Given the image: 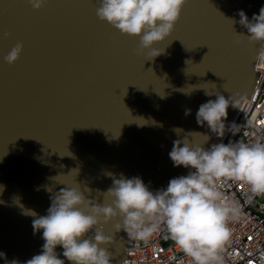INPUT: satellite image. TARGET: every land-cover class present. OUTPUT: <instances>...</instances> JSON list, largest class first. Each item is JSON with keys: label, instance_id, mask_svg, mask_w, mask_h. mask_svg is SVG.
I'll use <instances>...</instances> for the list:
<instances>
[{"label": "water", "instance_id": "water-1", "mask_svg": "<svg viewBox=\"0 0 264 264\" xmlns=\"http://www.w3.org/2000/svg\"><path fill=\"white\" fill-rule=\"evenodd\" d=\"M262 5L186 0L172 33L154 45L164 51L148 59L138 36L97 16V0H45L40 8L0 0V264H24L41 251L43 230L34 232L32 222L61 188L79 184L109 203L113 177L139 176L157 190L186 175L168 155L173 141L189 135L203 143L207 135L205 148L218 143L254 91L262 43H236L247 29L231 20L241 9L251 19ZM17 43L22 50L10 64L5 57ZM216 91L239 99L223 136L196 120ZM115 222L103 225L113 237L104 247L112 264H124L132 239ZM62 251L57 246L61 258Z\"/></svg>", "mask_w": 264, "mask_h": 264}, {"label": "clouds", "instance_id": "clouds-1", "mask_svg": "<svg viewBox=\"0 0 264 264\" xmlns=\"http://www.w3.org/2000/svg\"><path fill=\"white\" fill-rule=\"evenodd\" d=\"M40 8L45 0H30ZM96 14L121 33L139 37V50L148 59L161 54L164 49L155 47L165 40L180 18L186 0H97ZM239 23L247 33H237L236 43L244 40L264 43V5L259 13L249 19L243 9L238 11ZM22 50L17 43L5 60L13 63ZM206 95L213 92L206 91ZM215 99L201 103L196 112L200 125L223 136L228 108H237L239 99L226 98L219 91ZM190 112L186 109V114ZM251 123V121L249 122ZM177 136L182 129L174 128ZM194 142L185 135L173 141L168 153L174 166L188 169L186 175L169 180L162 189L151 190L139 176L113 177L107 189L109 203L97 202L85 195L90 189L79 184L61 188L52 197L47 214L37 216L32 224L34 232L42 231L41 251L24 264H112V253L104 247L113 240L103 231V225L115 219L116 230H123L137 241H148L154 233L166 229V239H171L191 264H224V244L230 238L229 221L241 216L240 205L222 190L227 181L241 182L252 194H264V141L252 143L218 142L205 148L210 139ZM0 184V191L3 190ZM251 196L249 197V200ZM35 215V213H32ZM62 248V257L57 252ZM6 253L0 251V257ZM5 264H20L5 261Z\"/></svg>", "mask_w": 264, "mask_h": 264}, {"label": "built area", "instance_id": "built-area-1", "mask_svg": "<svg viewBox=\"0 0 264 264\" xmlns=\"http://www.w3.org/2000/svg\"><path fill=\"white\" fill-rule=\"evenodd\" d=\"M256 68L259 78L254 91L241 103L219 142L264 141V43ZM221 190L242 210L239 219L228 223L231 235L222 252L224 264H264V194H252L248 186L233 181L224 183ZM165 236L162 225L146 242L132 239L124 264H191V258Z\"/></svg>", "mask_w": 264, "mask_h": 264}, {"label": "bare ground", "instance_id": "bare-ground-1", "mask_svg": "<svg viewBox=\"0 0 264 264\" xmlns=\"http://www.w3.org/2000/svg\"><path fill=\"white\" fill-rule=\"evenodd\" d=\"M261 47H262V45H261ZM260 52H261V49H260Z\"/></svg>", "mask_w": 264, "mask_h": 264}]
</instances>
